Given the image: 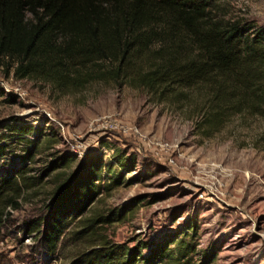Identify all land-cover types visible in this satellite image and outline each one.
<instances>
[{
	"label": "trees",
	"instance_id": "16d2710c",
	"mask_svg": "<svg viewBox=\"0 0 264 264\" xmlns=\"http://www.w3.org/2000/svg\"><path fill=\"white\" fill-rule=\"evenodd\" d=\"M231 1L0 0V65L18 80L42 81L64 96L95 83L145 89L161 103L189 107L196 133L212 138L236 121L264 118V29L219 16L218 3ZM10 97L4 100L14 102ZM9 131V137L0 134V161L14 138L32 148L20 166L0 176V233L19 207L15 198L51 177L44 215L26 225L49 255L82 224L72 240L85 248L70 264H191L195 248L184 239H164L147 257V243L130 248L110 239L107 228L122 210L86 217L135 169V154L119 150L106 163L102 154L77 160L66 153L32 177L27 161L39 147L26 138L42 135L48 143L51 135L20 123Z\"/></svg>",
	"mask_w": 264,
	"mask_h": 264
},
{
	"label": "rangeland",
	"instance_id": "374dc122",
	"mask_svg": "<svg viewBox=\"0 0 264 264\" xmlns=\"http://www.w3.org/2000/svg\"><path fill=\"white\" fill-rule=\"evenodd\" d=\"M216 12L264 29V0L218 3ZM0 90V134L9 137V126L20 123L51 135L48 143L42 135L27 136L39 147L32 163L27 161L29 176H39L50 160L66 153L77 160L98 153L106 163L119 150L138 157L123 184L104 193L86 215L122 210L120 221L107 228L114 242L130 248L147 243V257L172 237L193 245L191 264H264V118L236 121L206 138L196 133L189 107L161 103L142 88L95 83L64 96L42 81L18 80L0 65ZM10 95L14 102L4 100ZM16 139L0 161V176L20 166L32 148ZM50 178L16 197L17 209L9 208L0 264H70L84 250L83 242L72 240L82 224L71 228L54 256L26 229L45 213Z\"/></svg>",
	"mask_w": 264,
	"mask_h": 264
},
{
	"label": "built area",
	"instance_id": "2783aa9c",
	"mask_svg": "<svg viewBox=\"0 0 264 264\" xmlns=\"http://www.w3.org/2000/svg\"><path fill=\"white\" fill-rule=\"evenodd\" d=\"M132 131H133L135 134L138 133V130H137L136 128H134ZM112 152H113V151H112Z\"/></svg>",
	"mask_w": 264,
	"mask_h": 264
}]
</instances>
